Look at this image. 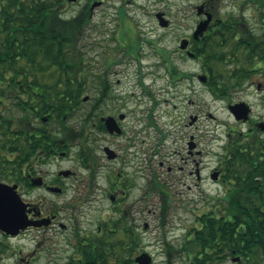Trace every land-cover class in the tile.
<instances>
[{"label": "flooded vegetation", "instance_id": "flooded-vegetation-1", "mask_svg": "<svg viewBox=\"0 0 264 264\" xmlns=\"http://www.w3.org/2000/svg\"><path fill=\"white\" fill-rule=\"evenodd\" d=\"M207 4L208 1L204 11L208 10ZM195 38L193 31L191 38H187L189 46L181 49L179 45L178 50L198 57L192 48ZM205 73L206 83L210 86L209 72L206 70ZM10 78L14 80L8 81ZM99 82V91L95 95L83 94L81 103L74 110H83V103L91 102L85 119L97 117L93 121L94 128L102 134L107 133V143L101 146L103 157L93 155L89 167L85 162H91L85 161L86 154L82 153L87 150H81L79 160L89 173L79 174L63 167L54 171L45 169L52 164L53 158L67 156L72 139L80 140L76 136L82 131L86 133L82 128L76 131L73 126L68 130L67 123L74 115L65 114L64 121L59 120L58 114L51 112V90L36 88L32 83L27 84L30 88H20L25 87V82L18 74L0 73V193L5 187L18 193L26 205L28 216V223L14 232L0 226V264H139L134 259L148 252L149 205L154 212L159 209L158 218L165 228L175 200L185 208H190L197 201L191 185L178 192L167 190L166 183L160 184L161 191L156 189L158 191L154 192L159 200L149 201L147 175L142 163V144L146 142L141 134L143 118L137 113L134 115L135 111L141 112L140 101L137 108L130 109L126 106L125 96H117L107 78L102 77ZM260 88L263 84L258 83L257 90ZM239 101H245L251 107L249 119L243 121L249 125L244 133L264 132L260 124L264 123V116H255L251 103L234 100L228 105ZM107 102L111 103L106 105ZM104 107L108 108L107 112L101 111ZM108 118L114 122V131L107 127ZM84 122H81V127ZM53 131L62 136L70 134L71 138L68 141L59 139L60 145L54 148V157L50 156ZM191 139L186 159L194 162V169L188 172L200 178L204 167L200 161L197 162L196 156L202 157L205 153L196 148L193 135ZM103 159L106 162H102ZM220 162L211 175L213 171H219L216 180L223 185L226 184L223 158ZM105 169L106 175L102 174ZM173 171L169 165L167 172ZM182 227L189 232L192 226ZM161 236L164 239L160 243L162 253L167 256L184 253L179 244L173 243L179 238L170 240L165 232ZM185 237L189 239L190 235L186 233ZM150 254L153 255L151 264H154L155 255ZM178 262L173 258L171 263L166 259L163 264Z\"/></svg>", "mask_w": 264, "mask_h": 264}, {"label": "rangeland", "instance_id": "rangeland-1", "mask_svg": "<svg viewBox=\"0 0 264 264\" xmlns=\"http://www.w3.org/2000/svg\"><path fill=\"white\" fill-rule=\"evenodd\" d=\"M96 1L101 4L92 9V22L80 43L85 59L86 94L95 95L100 89L99 79L104 77L117 96H125L126 106L130 109L137 108L140 101L141 112L135 111L134 115L137 113L143 118L141 134L146 142L142 144V163L147 175L149 201L159 200L154 192L158 191L156 189L161 191L159 186L165 183L167 190L178 192L191 185L197 200L190 208L180 206L175 200L164 229L158 218L159 209L154 212L149 205L147 250L155 255L154 264H163L168 259L160 245L164 242L163 232L170 240L179 238L173 243L181 244L187 233L182 225L192 226L195 221L197 224L200 215L217 209L214 206L221 197L225 204L228 187L213 179L211 172L223 158L225 146L231 140L229 136L237 131L244 133L249 127L248 123L235 118L228 104L234 100H246L253 105L255 116H264V71L254 74L243 88L225 97L217 95L201 80L200 75L206 74L201 61L178 49L182 39L191 38L202 18L197 14L196 6L208 0H74L69 2L67 9L76 13L87 3L91 9ZM242 1L210 0V5L218 16H227L242 13ZM159 12L170 22L166 26L159 23L156 16ZM249 12L245 13L248 17ZM206 32L195 40L202 39ZM258 83L263 84L260 90H257ZM83 105V110L77 111L67 123L68 128L73 126L80 131L83 127L81 122H84L91 102ZM101 111L107 112L108 108ZM96 119L91 118L85 123L86 140L72 139L67 156L53 158L52 164L45 169L54 171L63 167L79 174L89 173L85 164L87 167L92 165L91 158L95 154L103 157L101 146L107 143V133L102 134L94 128ZM98 135L101 136L96 138ZM192 135L196 148L205 153L202 157L196 156L197 162L204 167L200 178L188 172L194 169V162L186 159ZM254 135L264 140V132ZM83 148L87 150L83 152L85 161L91 163L83 164L79 160ZM102 162L106 161L103 159ZM169 165L174 169L171 173L167 172ZM181 166L185 168L180 169ZM102 174H107L106 169ZM204 196L207 199H203ZM175 260L179 261L178 264H186L187 258L180 255ZM223 264L239 263L230 257Z\"/></svg>", "mask_w": 264, "mask_h": 264}, {"label": "trees", "instance_id": "trees-1", "mask_svg": "<svg viewBox=\"0 0 264 264\" xmlns=\"http://www.w3.org/2000/svg\"><path fill=\"white\" fill-rule=\"evenodd\" d=\"M70 1L0 0V73L18 74L25 82L20 88L32 83L51 90V112L62 121L76 114L87 92L80 43L92 22L88 3L75 13L67 9ZM210 4L215 18L192 48L209 72L211 88L225 97L264 71V0H243V12L227 16H218ZM86 136L82 131L76 138ZM69 137L53 131L50 156L59 139ZM229 139L223 153L225 204L219 198L217 209L200 215L187 232L190 238L178 245L186 264H223L230 257H240L239 264H264V140L241 131ZM179 256L171 253L168 260Z\"/></svg>", "mask_w": 264, "mask_h": 264}, {"label": "water", "instance_id": "water-1", "mask_svg": "<svg viewBox=\"0 0 264 264\" xmlns=\"http://www.w3.org/2000/svg\"><path fill=\"white\" fill-rule=\"evenodd\" d=\"M74 1V0H72ZM100 1H96L91 9H94L95 6L100 5ZM205 4L202 3L197 6V13L202 15L205 11ZM207 17L202 19L197 24L196 29L194 30V36L199 38L206 30L209 28L210 21L213 18V14L209 11L205 13ZM157 17L159 18V22L161 25H167L169 22L163 16L162 12L157 13ZM190 43V40L184 38L180 44L181 49H186ZM189 55L193 56L194 53H189ZM202 81H207V75H200ZM88 97V96H87ZM229 109L232 114L235 116L237 120H247L250 116L251 107L245 101H239L229 105ZM261 126L264 127V123H260ZM107 127L109 131H114L115 125L111 118L107 119ZM219 171H213L211 177L213 179H217L219 175ZM26 205L23 202L21 196L18 193H13L6 187L3 189V192L0 193V226L9 231H15L28 223V216L25 212ZM136 262L139 264H151L153 261V257L150 253H143L138 256ZM234 261H239L240 257L233 258Z\"/></svg>", "mask_w": 264, "mask_h": 264}]
</instances>
